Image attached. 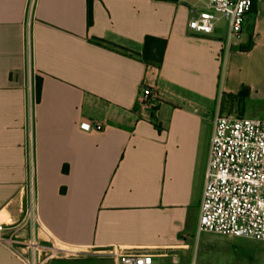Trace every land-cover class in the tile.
<instances>
[{
    "label": "crops",
    "instance_id": "1",
    "mask_svg": "<svg viewBox=\"0 0 264 264\" xmlns=\"http://www.w3.org/2000/svg\"><path fill=\"white\" fill-rule=\"evenodd\" d=\"M195 4L94 0L88 26V0H0V215L14 224L0 237L55 240L96 264H114L118 249L210 264L216 234L198 220L214 119L224 97L259 88L264 0L240 39L225 21L191 31ZM148 35L168 41L160 69L142 61ZM143 87L154 105L138 103ZM31 175L35 233L24 221ZM244 239L247 264H264V242ZM0 264L27 263L0 241Z\"/></svg>",
    "mask_w": 264,
    "mask_h": 264
},
{
    "label": "built area",
    "instance_id": "2",
    "mask_svg": "<svg viewBox=\"0 0 264 264\" xmlns=\"http://www.w3.org/2000/svg\"><path fill=\"white\" fill-rule=\"evenodd\" d=\"M35 0H28L30 6ZM197 14L189 20L188 27L200 35H211L222 21L227 23L230 39H240L244 25L251 14L254 0H196ZM138 103L154 105L151 88L143 87ZM85 130H102L100 123H81ZM31 193L24 210L25 224L35 233L43 230L38 220L33 201V179L30 178ZM13 222L0 221V232L13 227ZM199 233H212L234 238H247L264 242V119L239 117L219 113L214 119L206 182L198 220ZM18 235L0 237L27 264H47L43 258L45 248L32 237L29 242L19 240ZM50 247L64 250L55 240ZM23 246L32 249L27 257L20 250ZM114 264H162L150 253L122 252L117 250Z\"/></svg>",
    "mask_w": 264,
    "mask_h": 264
},
{
    "label": "rangeland",
    "instance_id": "3",
    "mask_svg": "<svg viewBox=\"0 0 264 264\" xmlns=\"http://www.w3.org/2000/svg\"><path fill=\"white\" fill-rule=\"evenodd\" d=\"M195 2L196 0H188ZM258 90L252 91L248 97L239 101L237 98L226 96L222 99L221 113L239 117L264 119V75L259 80ZM30 193V192H29ZM31 194V193H30ZM11 221L10 218L0 215V221ZM12 222V221H11ZM244 238H234L223 235H211L212 246L207 250L210 264H247L251 259L244 250ZM49 262L69 264H96L97 260H88L78 257L70 250H53L48 248L42 253ZM203 257H201L202 260Z\"/></svg>",
    "mask_w": 264,
    "mask_h": 264
},
{
    "label": "trees",
    "instance_id": "4",
    "mask_svg": "<svg viewBox=\"0 0 264 264\" xmlns=\"http://www.w3.org/2000/svg\"><path fill=\"white\" fill-rule=\"evenodd\" d=\"M93 1L94 0H88V10H87L88 26H91L93 24ZM253 10H255L254 6L252 11ZM96 42L102 44L104 41H102L101 39H96ZM167 44L168 41L165 38L155 37L151 35L146 36L144 40L143 52L141 54L142 61L147 65L154 66L160 69L164 60ZM41 84H42V78L38 77L36 82L38 100L40 99ZM249 94H250V89L248 87H244L239 94H237L236 96L229 95V97H234L237 98L239 101H242L246 97H248Z\"/></svg>",
    "mask_w": 264,
    "mask_h": 264
}]
</instances>
